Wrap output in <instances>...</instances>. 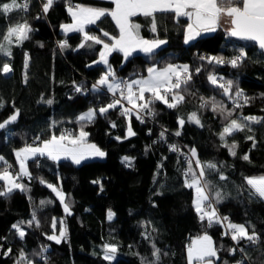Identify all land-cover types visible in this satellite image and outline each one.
Segmentation results:
<instances>
[{"label":"trees","instance_id":"1","mask_svg":"<svg viewBox=\"0 0 264 264\" xmlns=\"http://www.w3.org/2000/svg\"><path fill=\"white\" fill-rule=\"evenodd\" d=\"M9 2L0 0V4ZM17 2L21 3L20 0ZM41 2L30 0L27 11L0 13V43H4L2 36L6 29L17 22L26 20L33 29L30 39L22 45L13 43L11 58L0 56V65L7 60L12 67L8 74L0 72V102L4 104L0 108V121L16 109L20 112L15 123L0 130V155L13 166L10 169L13 172L17 171L15 148L31 143L30 140L37 136L42 140L51 133L59 135L66 127L68 132L75 133L85 123L77 121L81 112L98 109L111 100L106 89L92 90V85L106 71L105 65L93 63L101 45L88 47L86 44L80 48L82 33L65 34L60 25L71 19L68 4L112 9V0H55L46 15L41 11ZM37 16L40 18L36 19ZM131 19L142 25L141 36L165 38L167 43L151 55L136 52L127 60L122 53L112 52L108 62L117 78L125 74L132 78L145 74L149 65L163 66L171 62L188 64L193 70L201 67L200 73L193 75L187 90L182 92L183 102L175 108L156 101L153 105L155 115H149L144 123L133 116L134 136H127L128 122L118 109L104 115L97 113L84 130L89 133L88 139L105 150L104 158H92L80 165L64 158L58 163L46 157L29 159L32 179L24 178L22 182L30 190H15L8 197H0V244L3 245L0 264H14L21 249L35 264H142L145 258L148 261L155 259L153 243L161 250L159 264H188L187 247L204 233L213 238L218 248L223 245L216 264L223 261L235 264L242 256L245 264H264V200L249 194L250 187L245 179L264 175V121L252 124L251 132L245 129L226 137L229 143H236V156L230 155L219 138L231 119L264 117V53L252 41L228 36L223 26L185 44V17H180L177 23L172 14L157 13L155 34L150 31L147 18L135 16ZM100 29L112 36L119 33L115 22L107 16L96 25L86 26L90 34L102 37ZM60 40H67L68 47L61 49ZM240 50L246 53V58L237 68L229 64L208 65L199 59L200 56L228 58ZM25 53L30 58L27 68ZM212 71L224 80L234 82L233 99L237 86L245 96L251 97L248 105L235 108L233 99L223 95L222 89L207 80ZM77 86L83 91L76 92ZM201 97L210 103L201 107L204 104ZM47 100L52 103H46ZM212 103L232 110L233 115L226 120L227 111L213 112ZM193 112L197 113L202 127L188 121ZM180 118L185 120L182 128L178 124ZM112 123L116 127H112ZM163 130H166V139L160 137ZM176 131H180L179 136L175 135ZM247 136L255 137V147L252 146L254 141L248 140ZM38 141L35 139L33 143ZM170 144L180 151H171ZM191 149L196 150L202 162L218 166L219 171L206 169L212 196L216 191L223 195L222 202L216 205L218 212L229 217L231 222L245 224L250 233L254 230L259 237L256 244L240 242L239 247L245 249L243 254L239 251L235 256L229 254L233 241L222 234V227H206L194 210V190L184 186L185 155H181ZM245 154L249 155V161L242 159ZM125 156L131 158V167L122 163ZM221 173L228 179L220 180ZM41 178L65 194L70 214L64 211L56 194L40 183ZM3 184L0 181V186ZM42 200L51 203L41 206ZM109 210L114 213L112 220L107 219ZM33 211H36L40 227L25 228L27 235L20 240L12 225L30 219ZM54 218L55 229L52 228ZM65 228L67 235L61 243L47 239V235H59ZM104 244L118 247L116 258L111 262L102 258ZM43 246H47L43 258L33 255L41 253ZM9 247L12 254L4 255Z\"/></svg>","mask_w":264,"mask_h":264},{"label":"snow or ice","instance_id":"2","mask_svg":"<svg viewBox=\"0 0 264 264\" xmlns=\"http://www.w3.org/2000/svg\"><path fill=\"white\" fill-rule=\"evenodd\" d=\"M30 0H24V2L18 3L17 0H10L9 3L0 4V13L5 15L11 13L14 10L27 11ZM55 0H42L41 11L43 14H47L53 7ZM115 5L113 9H105L90 6L76 5L74 7H68V12L72 17V23H66L61 25V30L65 34L67 33H82L83 42L79 45L80 48H84L87 44L88 47L93 45H101L102 50L99 51V59L93 61L95 64H103L106 66V71L102 73L101 77L92 85V90L100 92L101 89H106L111 93L113 99L110 100L104 106L98 109H89L86 113L77 117L78 122H85L81 125L78 134L73 135L67 130L62 131L59 135L51 133L49 138L41 140L39 136L35 139L39 140L38 146L26 145L25 147L14 150L16 160L19 163V170L15 173L10 171L12 165L0 155V181L4 184L0 186V197H8L15 190L21 192H28L30 189L23 183V179H32L31 173L28 171L26 162L29 159H36L37 157H46L54 162H59L61 158L69 159L72 163L80 165L83 161L92 158H104L106 153L94 143H89L87 138L89 133L84 130L87 123H91L97 113L104 115L109 110H119L120 115L124 116L128 122L127 124V136H134L131 126L132 117L135 116L140 123L145 122V116L155 115L153 105L154 102L159 101L166 104L168 108H175L178 103L183 102V91L187 90V85L193 78V75H198L201 71V67L191 69L190 65H172L168 64L163 69L158 70L156 67H149L147 69V78L133 79L131 81H123L116 77L115 72L112 70L111 65L108 62V56L112 52H120L123 54L125 60L131 57L136 52H143L145 54H153L156 49L166 44L164 39L153 38L146 39L140 35L141 24L134 22L131 18L135 16H143L148 19L150 31L157 33V13H170L173 18L179 23L180 17H186L189 23L184 25L185 37L184 43L188 44L194 41L202 33L215 32L218 27L223 24L228 25L226 29L228 34L237 37L241 40H250L258 42L261 49H264V0H112ZM111 17L119 29L118 36H112L109 32L100 29L102 37H107L105 41L101 36L90 34L85 30L88 25H96L99 21H102L104 17ZM37 16L36 19H39ZM33 31L31 25L25 20L24 22H17L15 25L9 26L6 29V33L2 36L4 43H0V56L11 58L12 57V45L15 42L16 46H20L24 41L30 39V33ZM91 42V43H89ZM58 45L61 49L68 47L67 40L59 41ZM43 45H41L42 47ZM25 68L28 67L27 53H25ZM246 53L243 50L239 51L238 55L227 59L224 56H200L201 61H206L208 65H224L229 64L232 68L239 67L244 59ZM12 71L11 64L5 60L0 65V72L8 74ZM27 75H25V80ZM207 80L219 89H222V94L233 99V81L224 80L223 77L218 78L217 75L209 72ZM222 81V82H221ZM76 92H82L81 86L75 88ZM150 94V95H147ZM119 94V95H117ZM204 100V104L201 107L206 106L210 101ZM251 97L245 96L243 90L239 89L234 93L233 103L235 108H241L248 105ZM214 101L215 98L213 97ZM126 101V104L124 103ZM51 104V100L45 101ZM4 104L0 102V108H3ZM13 107H15L13 105ZM211 110L213 112H225L227 116L225 119L233 115L232 110L212 103ZM20 115L19 109H16L8 119L0 122V130L5 129L9 124L17 121ZM188 121L195 123L199 126L201 124L200 119L196 112H193L188 116ZM264 121V117L257 116H244L240 119H231L230 122L223 128L220 133V140L223 141V147L227 148L230 155L236 156V143L233 141L229 143L226 137H230L234 132H243L247 129L251 132L252 124H260ZM178 124L182 128L185 124L183 118L178 119ZM112 127H116L115 123H112ZM166 130L160 132L161 139H166ZM176 136L180 135V131L175 132ZM127 136L125 138H127ZM248 140H252L253 147H255V137L247 136ZM116 139H121L116 137ZM169 149L173 152H178L180 149L176 145H169ZM181 155L186 156V170L184 171V186L189 189H194V210L198 215V218L202 224L211 228L214 225L221 226L224 231L223 235L229 236L230 239L235 242L237 246L240 242L247 241L252 244H256L259 240L258 235L253 230L251 233L249 228L242 223L231 222L229 217L221 216L218 213L215 205L219 204L223 200V195L216 191L214 197L212 196V189L210 188V181L206 179V169L219 171L217 164L212 162H202L195 149H191L190 156L181 152ZM242 159L249 161V155L245 154ZM122 163L126 167L132 166V160L130 157H123ZM195 164V168L193 165ZM198 169V172H197ZM220 180H227L228 177L222 173L219 175ZM246 183L250 187L249 194L256 196L261 200H264V175L258 177H246ZM41 184H46L48 188L52 190L59 198L61 204L64 205V211L70 214L69 205L65 203V194L57 188V186L47 183L43 178L40 179ZM93 183L99 184L100 181H93ZM101 190H103L101 185ZM162 195V193H157ZM51 201H40V205L43 206ZM114 213L109 210L107 212V219L112 220ZM40 227V222L37 218L36 211H33L31 218L27 221L20 220L12 225L16 235L20 240H24L27 235L25 228ZM52 228H56V220L53 219ZM155 231V229H153ZM67 235V229H63L59 232V235H47V239L55 241V243H61L62 239H65ZM146 238H148L146 236ZM152 256L155 258L152 261H148L146 258L142 260V264H159L161 250L153 243ZM223 248V245L218 246L214 243L213 238L204 233L198 236L187 247V260L188 264H214L216 260L220 259L219 250ZM3 249V245L0 244V250ZM47 251V246H43L42 252L33 255H40L43 258V252ZM118 247L113 244L103 245V259L111 262L116 258ZM244 253L243 247H232L228 249L229 254L235 256L237 252ZM12 248L9 247L4 252V255H11ZM167 255V253H164ZM14 264H35L33 260H29L23 249L19 252V258L14 261ZM222 264H228V261H223ZM235 264H245L244 256L237 260Z\"/></svg>","mask_w":264,"mask_h":264},{"label":"rangeland","instance_id":"3","mask_svg":"<svg viewBox=\"0 0 264 264\" xmlns=\"http://www.w3.org/2000/svg\"><path fill=\"white\" fill-rule=\"evenodd\" d=\"M77 5V4H76ZM75 4L73 5V4H68L67 5V9H68V7H70V6H72V7H74V6H76ZM81 6H90V5H81ZM90 7H96V6H90ZM98 8H102V7H98ZM73 21H72V17H71V19L70 20H68V21H63L62 23H61V25L62 24H66V23H72ZM61 25H60V27H61ZM85 30H86V28H85ZM119 35V33L117 34V35H115V36H118ZM144 38H146V37H144ZM146 39H153V38H146ZM159 39H164L165 40V38H159ZM100 50H102V46H101V48H100ZM99 50V51H100ZM109 57V56H108ZM99 59V53H98V56H97V58L94 60V61H96V60H98ZM168 64H172V65H183V63L182 62H174V63H167V64H165V65H163V66H156L155 64H152V65H149L148 66V68L149 67H156L158 70H160V69H163L164 67H166ZM147 68V69H148ZM147 75H148V72H146L145 74H143V75H135V76H133L131 79H130V81L131 80H133V79H140V78H147ZM101 77V76H100ZM244 117V116H243ZM240 118H242V116H239L237 119H240ZM63 131H65V130H63ZM67 131H68V129H67ZM79 131V130H78ZM78 131L77 132H75V133H72L73 135H75V134H78ZM126 133H127V130H126ZM47 138H49V137H47ZM47 138H44V139H47ZM43 140V139H42ZM87 140H88V142L89 143H94V144H96L98 147H100L94 140H91V139H88L87 138ZM39 143H40V141H38V142H36V143H26L25 145H22V146H20V147H17V148H15L16 150H19V149H21V148H23V147H25L26 145H33V146H38L39 145ZM101 148V147H100ZM102 149V148H101ZM104 152H105V150L104 149H102ZM106 153V152H105ZM14 156H15V154H14ZM15 159H16V157H15ZM16 162H17V171L19 170V163H18V161L16 160ZM26 166H27V169H28V171H29V167H28V161L26 162ZM11 171V170H10ZM13 172V171H12ZM15 173V172H14ZM258 177V176H257ZM194 196H195V191H194ZM61 224H62V227L64 226V224H63V220H62V222H61ZM61 231V230H60ZM193 242V241H192Z\"/></svg>","mask_w":264,"mask_h":264},{"label":"built area","instance_id":"4","mask_svg":"<svg viewBox=\"0 0 264 264\" xmlns=\"http://www.w3.org/2000/svg\"><path fill=\"white\" fill-rule=\"evenodd\" d=\"M20 2H21V4L24 2V0H20ZM29 8V7H28ZM60 41H63V40H60ZM202 54H204V52H202ZM239 54V52H236V53H234V54H232L231 56H229L227 59H230V58H232V57H234L235 55H238ZM212 73L213 74H215V75H217V77L218 78H220V76H219V74L216 72V71H212ZM138 74H140V71L138 72ZM121 80H123V81H130V79H131V77L129 76V75H127V74H125L123 77H121L120 78ZM117 95H119V94H117ZM108 96H109V98L110 99H113V97H112V95H111V93H109L108 92ZM125 104H126V101L124 102ZM149 116V115H148ZM148 116H145V118H147ZM68 128L66 127V128H64V130H67ZM31 143H33L34 141H35V139L34 138H32L31 140ZM187 156H190V152L189 151H186V153H185ZM195 165V164H194ZM186 167H187V165H186V156H185V166L183 167V174H184V171L186 170ZM215 207H216V205H215ZM217 208V207H216ZM218 210V209H217ZM219 213V212H218ZM220 214V213H219ZM221 215V214H220ZM222 216V215H221ZM223 231H224V229L222 228V234H223ZM230 238V237H229ZM232 247H239V246H237L236 244H235V242H233L232 243V245H231ZM231 247V248H232Z\"/></svg>","mask_w":264,"mask_h":264},{"label":"crops","instance_id":"5","mask_svg":"<svg viewBox=\"0 0 264 264\" xmlns=\"http://www.w3.org/2000/svg\"><path fill=\"white\" fill-rule=\"evenodd\" d=\"M115 7V5H113V7H112V9ZM186 18V17H185ZM190 21H188L187 20V23H189ZM186 23V24H187ZM222 26L224 27V28H228L229 26L228 25H226V24H223V22H222ZM203 34H206V33H202L201 35H203ZM184 37H185V29H184ZM140 75H143V74H140ZM89 109H91V108H89ZM89 109H87V110H85V111H83V112H81L80 114H79V116L81 115V114H84V113H86ZM16 150V149H15ZM257 177V176H256ZM194 190V189H193ZM195 197V196H194ZM193 202H194V198H193ZM197 238V237H196ZM196 238H194L192 241H194Z\"/></svg>","mask_w":264,"mask_h":264},{"label":"water","instance_id":"6","mask_svg":"<svg viewBox=\"0 0 264 264\" xmlns=\"http://www.w3.org/2000/svg\"><path fill=\"white\" fill-rule=\"evenodd\" d=\"M227 35L228 36H230V37H233V36H231V35H229L228 34V32H227ZM234 38H236V39H238L237 37H234ZM238 40H241V39H238ZM243 41H247V40H243ZM250 41V40H249ZM252 42H254L256 45H257V47L264 53V49H261L260 47H259V45H258V42H255V41H252ZM14 112H12L11 114H13ZM11 114H9L8 116H6L4 119H2L0 122H3L4 120H6V119H8V117L11 115ZM19 118V117H18ZM18 120V119H17ZM16 122V121H15ZM14 122V123H15ZM13 124V123H12ZM9 125H11V124H9ZM214 264H216V262H214Z\"/></svg>","mask_w":264,"mask_h":264}]
</instances>
